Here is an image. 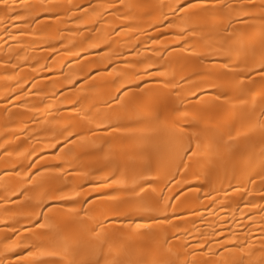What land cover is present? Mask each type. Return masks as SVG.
<instances>
[{
	"label": "bare ground",
	"instance_id": "1",
	"mask_svg": "<svg viewBox=\"0 0 264 264\" xmlns=\"http://www.w3.org/2000/svg\"><path fill=\"white\" fill-rule=\"evenodd\" d=\"M262 65L264 0L0 2V264H264Z\"/></svg>",
	"mask_w": 264,
	"mask_h": 264
},
{
	"label": "snow or ice",
	"instance_id": "2",
	"mask_svg": "<svg viewBox=\"0 0 264 264\" xmlns=\"http://www.w3.org/2000/svg\"><path fill=\"white\" fill-rule=\"evenodd\" d=\"M0 2H3V0H0ZM7 6V5H5ZM262 70H264V65L261 66ZM97 264H99V262L97 261Z\"/></svg>",
	"mask_w": 264,
	"mask_h": 264
}]
</instances>
